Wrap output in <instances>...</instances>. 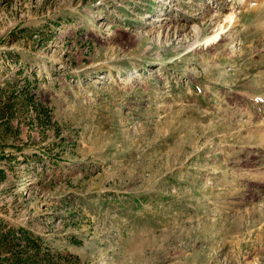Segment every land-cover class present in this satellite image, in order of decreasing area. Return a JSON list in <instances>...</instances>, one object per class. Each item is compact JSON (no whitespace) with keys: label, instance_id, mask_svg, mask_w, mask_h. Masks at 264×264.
<instances>
[{"label":"rangeland","instance_id":"obj_1","mask_svg":"<svg viewBox=\"0 0 264 264\" xmlns=\"http://www.w3.org/2000/svg\"><path fill=\"white\" fill-rule=\"evenodd\" d=\"M0 241L264 264V0H0Z\"/></svg>","mask_w":264,"mask_h":264},{"label":"bare ground","instance_id":"obj_2","mask_svg":"<svg viewBox=\"0 0 264 264\" xmlns=\"http://www.w3.org/2000/svg\"><path fill=\"white\" fill-rule=\"evenodd\" d=\"M232 18H233V16L232 15H229L228 18H227V20L229 22H231ZM217 37H218V33H214L211 37H209V38L206 39L205 43H210L211 41L216 40Z\"/></svg>","mask_w":264,"mask_h":264},{"label":"trees","instance_id":"obj_3","mask_svg":"<svg viewBox=\"0 0 264 264\" xmlns=\"http://www.w3.org/2000/svg\"><path fill=\"white\" fill-rule=\"evenodd\" d=\"M5 237H6L5 235H4V236H2V237H1V240H2V239H5ZM0 242H2V241H0Z\"/></svg>","mask_w":264,"mask_h":264}]
</instances>
